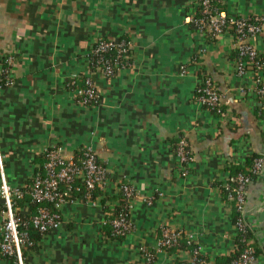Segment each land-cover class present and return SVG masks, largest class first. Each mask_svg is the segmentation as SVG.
<instances>
[{"label": "crops", "instance_id": "1", "mask_svg": "<svg viewBox=\"0 0 264 264\" xmlns=\"http://www.w3.org/2000/svg\"><path fill=\"white\" fill-rule=\"evenodd\" d=\"M224 1L231 16L264 18V0ZM193 5L191 0H0V80L2 73L6 78L0 84V173L22 186L45 162L46 148L60 145L64 154L74 155L89 145L107 168L105 190L113 192L125 178L138 192L132 229L120 239L104 238L107 210L100 200L62 203V223L42 233L25 264H142V250L152 247L162 223L193 233L205 264H221L234 249L236 230L219 182L229 164L244 163L252 152L264 156V114L238 90L250 78L234 71L228 32L210 37L185 23ZM123 35L130 39L129 64L110 76L91 68L93 41ZM250 41L264 54V21ZM8 55L12 61L5 64ZM80 73L92 79L99 102L84 103L79 91L84 87L68 86ZM203 74L221 94L222 115L194 100ZM178 135L186 137L192 154L185 176L178 174L173 153ZM19 205L20 212L30 211L26 201ZM245 207L264 232V174L247 185ZM178 254L189 256L165 251L155 260L175 264ZM11 263L0 253V264ZM253 264H264V251Z\"/></svg>", "mask_w": 264, "mask_h": 264}, {"label": "built area", "instance_id": "2", "mask_svg": "<svg viewBox=\"0 0 264 264\" xmlns=\"http://www.w3.org/2000/svg\"><path fill=\"white\" fill-rule=\"evenodd\" d=\"M211 0H191L194 6L199 5L201 15L194 17L193 10L188 9L185 13V23H192L194 27L200 32H211L215 36L224 32H228L232 48L236 55L233 58V67L235 73L240 76H248L250 78L249 84H240L238 86L239 92L248 98H253L257 103L264 100V54L255 47L250 38L256 35L260 30L264 21L263 16L253 14L248 17L245 16H231L227 14L226 10H214L211 8ZM103 39V38H99ZM108 46H117L118 54L114 59L116 66L113 70L110 62H107L104 67L100 68L103 74L110 76L116 70L124 68L125 64L119 63L121 54L127 57V46L125 43L116 44L115 42L102 41L97 47L105 49ZM6 64L11 63L12 56L3 58ZM195 61V60H194ZM181 73L185 72V65L180 64ZM74 78V77H73ZM73 78L70 83L75 84ZM8 81V80H7ZM84 88L79 90L83 94L81 100L84 103L99 102L100 95L94 87L90 76H85ZM193 97L196 102L209 109L220 102L221 94L217 90L212 78L203 74L194 88ZM224 110H220L222 115ZM80 154L77 156L79 162H76L73 155H67L62 152V146L53 145L45 149L44 173L34 176L30 184H23L22 186H13L5 179L3 172L0 173V197L2 199V208L0 211V253L10 256L12 258L11 264H25L23 258V244L26 242V232L21 229L23 224L20 212V205L16 204L17 200L22 199L26 194L32 199L48 200L53 203L55 208H58L62 203L67 201H74L75 199L67 198L68 187H60V183H68L73 176L79 175L85 182L88 188L94 185H99L104 188L108 179V171L105 164L100 161L92 146L86 145L79 148ZM173 153L175 156L176 170L180 176H185L189 172L190 163L192 161L191 150L188 146L187 139L184 135H178L173 144ZM2 171V169H0ZM264 174V156H257L253 159L250 166L247 167V172L239 173L235 176L226 175L221 181L223 188L227 191L225 200H233L236 209L240 215L233 222V226L237 232L238 229L245 231L246 226H250L254 235L258 240V232L260 227L253 224V216L245 207V185L249 184L253 178H260ZM123 179V178H122ZM115 183L114 190H122L126 196L128 208L131 211L133 199L138 195L137 190L130 181ZM223 189V190H224ZM221 190V189H220ZM84 200L97 203L98 199H90L89 193L85 196L78 197ZM152 202L151 198H147V203ZM108 211L105 212V215ZM104 215V216H105ZM105 217L103 222H105ZM33 226L37 227L42 233L47 232L53 228H57L61 223L60 212L53 211L45 205H38L36 212L31 216ZM115 232L129 231L132 229V220H129L125 215L119 214L111 221ZM256 227V228H255ZM128 231V232H129ZM262 233L264 236L263 230ZM184 237L187 243H194L195 246L191 253L192 263L198 260L204 263L205 259L199 254L203 252L202 244L197 240L193 233L184 232L181 229L172 228L167 223H162L158 227L155 241L150 250L144 248L142 254L144 258L149 259L153 253L168 251L170 246L178 243L179 239ZM254 240V237L251 238ZM259 242V241H258ZM153 250V251H151ZM181 251V250H180ZM175 252V251H174ZM178 252V251H177ZM258 254L255 253L252 245L245 246L237 258L233 260V264H253L257 259ZM152 264H159L154 261Z\"/></svg>", "mask_w": 264, "mask_h": 264}, {"label": "trees", "instance_id": "3", "mask_svg": "<svg viewBox=\"0 0 264 264\" xmlns=\"http://www.w3.org/2000/svg\"><path fill=\"white\" fill-rule=\"evenodd\" d=\"M211 8L214 10H225V1L224 0H211ZM200 6L196 5L195 7V13L194 17H198L201 15L200 13ZM210 37H214L215 34L211 32H206ZM109 41L111 40L112 42H115L116 44H121L122 42L125 43L127 46V43L129 42V47H127L126 54L128 55L127 57H124L123 54H121L119 60L120 64H125L128 65L129 62L132 59V50L130 48V39L128 36L123 35L120 36L118 39H110V38H103V39H96L93 41L91 44V47L88 51V57L90 61L91 68H95L96 66H99L100 68L104 67V65L107 62H110L112 65L113 70L114 67L116 66L114 59L118 54V47L117 46H108L105 49H99L96 51L97 47L100 45V42L102 41ZM236 55V52L234 51V56ZM6 64V63H5ZM7 66V65H6ZM117 71V70H116ZM115 71V72H116ZM2 80H0V84H3L5 82V73H2ZM85 74H78L73 78L75 81V84L70 83V79L68 80V86L69 87H74V86H81L84 87V81H85ZM210 111L216 113L219 115L220 110H224V106L221 102H219L217 105L212 106L209 108ZM260 113L264 114V100L258 102V109ZM177 137L174 139V142L176 141ZM80 154V151L77 150L75 152L74 159L76 162H79L77 159V156ZM257 156H261V154L257 152H252L245 157L244 163H231L228 166V175L230 176H235L238 175L239 173H244L247 172V167L250 166L253 162V159ZM43 162V161H42ZM44 173V163H42L39 167L35 168L34 172L25 180L24 184H30L34 178L35 175L37 174H43ZM254 179V178H253ZM253 179H251L253 181ZM127 181L125 178L121 180V182ZM117 183H120V180L116 181ZM248 185V184H247ZM247 185H245V189L247 188ZM60 187L67 188L68 189V195L67 198L69 199H75L78 197L85 196L86 193H89L90 199H98L100 200L101 204L103 205V208H105L108 213L104 216L105 217V222L103 226V235L104 238L106 239H120L123 237L128 231V230H123L122 232H115L111 221L113 218L118 216L119 214L125 215L126 218L131 220V211L128 208L126 196L122 192V190H114L113 192H108L104 188H101L99 185H94L91 188H88L85 184V182L82 180L81 176L79 175H74L73 178L71 179L70 182L60 183ZM219 188L221 189V194L225 198L226 190L223 188V184L220 181L219 182ZM224 189V190H223ZM111 200L110 203L105 204V201ZM27 202L29 205L30 211L28 213H23L19 212L23 224L21 225V229L26 232L27 239L26 242L23 244V258L26 261L28 258L29 253L37 251L39 245L38 241L40 240V237L42 235V232L35 226H33L31 222V216L36 212V207L38 205H45L48 208H50L53 211H59L58 208H55L53 206V203L48 200H36L32 199L29 195H25L22 199L17 200L16 204H21L23 202ZM227 201V200H226ZM230 205L231 208V214H232V221L234 222L236 218L240 215V212L236 209L233 200H228L227 201ZM254 237V240L252 241L251 238ZM235 247L232 249L225 257H223L220 261L221 264H233V260L238 257L242 249L247 246V245H252L254 248V251L256 254H259L260 252L264 251V248L260 246L257 237L254 235L253 230L250 226H246L245 231H242L241 229H238L236 234H235ZM195 244L194 243H187L184 237H181L178 241L177 244L170 246L167 250L168 251H186L189 256L186 257H181L176 256L175 258V264H190L192 263L191 259V253L194 248ZM151 247L148 248L150 250ZM153 251V250H151ZM156 255L153 253V255L150 256L149 259L144 258V262L142 264H152L154 261H156ZM199 256L204 257L205 262L200 263L198 260H195L193 263L195 264H205L207 256L205 254H199Z\"/></svg>", "mask_w": 264, "mask_h": 264}]
</instances>
